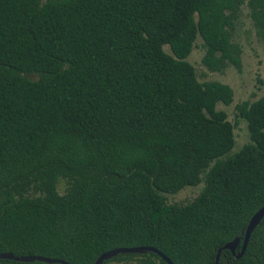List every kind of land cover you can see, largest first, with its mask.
I'll return each mask as SVG.
<instances>
[{
  "label": "trees",
  "instance_id": "trees-1",
  "mask_svg": "<svg viewBox=\"0 0 264 264\" xmlns=\"http://www.w3.org/2000/svg\"><path fill=\"white\" fill-rule=\"evenodd\" d=\"M242 7L264 45V0H0V251L93 264L146 245L214 264L241 240L264 203V94L234 105L247 140L230 152L216 105L231 88L198 81L186 57L199 39L207 69L237 66ZM234 254L217 264H264V216Z\"/></svg>",
  "mask_w": 264,
  "mask_h": 264
},
{
  "label": "rangeland",
  "instance_id": "rangeland-1",
  "mask_svg": "<svg viewBox=\"0 0 264 264\" xmlns=\"http://www.w3.org/2000/svg\"><path fill=\"white\" fill-rule=\"evenodd\" d=\"M232 41L238 45L240 50L237 66L228 63L219 70L207 69L201 61L204 49L199 39L195 40L186 57V60L193 66L198 81H217L231 88V101L228 104L218 103L216 105V108L223 110L227 119L234 124V143L230 152L237 150L247 140L245 122L237 117L234 105L241 100H253L264 94V45L255 35L254 28L243 7L235 22ZM200 187L201 183L183 187L177 194L170 196L169 201H184L191 198ZM109 264L122 263L110 262Z\"/></svg>",
  "mask_w": 264,
  "mask_h": 264
},
{
  "label": "water",
  "instance_id": "water-1",
  "mask_svg": "<svg viewBox=\"0 0 264 264\" xmlns=\"http://www.w3.org/2000/svg\"><path fill=\"white\" fill-rule=\"evenodd\" d=\"M263 216H264V203L259 208H257L248 218L241 240L238 236H236L217 248L216 253H215V258H214V264H217V259H218L220 250L227 249L229 250L231 254H234L235 248L237 247L239 240H240L239 250L234 254L235 257H239L244 251V248L246 246V243L248 241L251 231L259 223L260 219ZM146 251L154 252L166 264H173L159 250L155 249L154 247L146 246V245L129 246V247L120 246V247H114V248L108 249L106 251L101 252L95 258V260L93 261V264H100L103 260H106L112 256H115L118 253H144ZM0 259H11L14 261H21V262H31V261L37 260V261H43L46 263L70 264L69 262L62 260V259H54V258L40 256V255L16 256L8 251H0Z\"/></svg>",
  "mask_w": 264,
  "mask_h": 264
}]
</instances>
